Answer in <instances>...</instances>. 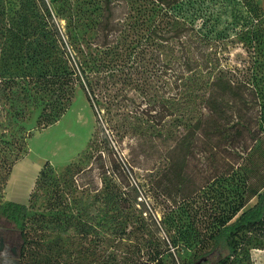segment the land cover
I'll return each instance as SVG.
<instances>
[{"label":"trees","instance_id":"16d2710c","mask_svg":"<svg viewBox=\"0 0 264 264\" xmlns=\"http://www.w3.org/2000/svg\"><path fill=\"white\" fill-rule=\"evenodd\" d=\"M62 2L69 10L54 9L46 0H0V199L6 191L13 168L25 157L20 156L19 151L10 156L6 128L10 119L24 118L27 106L35 102L32 96L38 95L36 100L41 99L39 104H43V98L49 96L42 109L41 125L45 128L54 124L70 105L75 86L79 85L83 90L85 87L89 96H94L90 91L88 73L112 72L122 67L149 29L147 37L153 40L156 49L162 43H171V50L176 53L169 68L173 100L171 109L177 105L175 100H180L182 97L179 96L184 94L178 82L187 77L198 78V72L203 73L200 81L195 79V88L201 90L199 104L202 112L199 117L196 120L193 118L195 121L190 125L183 126L184 130L172 129L169 135L167 130L160 131L162 133L155 135L153 140L167 138L165 144H174L184 133L205 138L213 136L231 144L248 138L256 146H244L242 149H248L253 157L257 146L264 145V9L255 0H137L138 11L132 22L134 30L126 48L118 43L113 46L108 40L112 31H119V41L122 40L127 28H131L127 19L123 24L111 21L107 9L109 2L89 1L86 4L92 8V13L76 8L75 0ZM207 2H213L211 4L218 8L215 13L216 18L218 16L217 27L208 40L198 31L194 32L192 25L185 26L180 21L186 8L193 13L198 12ZM125 6L129 7L127 0ZM226 7L232 20L230 30L218 27L221 10ZM161 12L166 16L163 29L154 25L155 17ZM129 14L127 18L132 17V13ZM60 16L66 20L65 35L57 22ZM83 27L94 36L74 34L75 29ZM230 32L246 57L236 64L231 63L229 58V46L233 47L229 45L233 41L227 42ZM101 49L104 51L99 54ZM212 49L216 58L213 62L210 59ZM131 91L125 92L123 107L132 115L136 113V103L128 99ZM54 94H57V99L52 102L50 99ZM185 96L188 101L191 99L188 93ZM168 115L172 117L171 112ZM178 121L176 118L175 122ZM139 128L142 130L141 126ZM130 134L136 136L130 152L135 151L136 146L140 148L142 143L153 141L152 135L145 131L139 133L133 130ZM100 144L98 151L102 154L106 150L110 164L103 170V187L99 196L105 217L104 229L102 236L96 235L89 241L92 248L89 252L85 251L88 264H144L141 262L144 257L149 264H162L160 256L164 252L173 257L169 246L177 248L192 242H200L201 246L186 264H229L234 257L246 251L249 245L246 236L253 234L256 238L264 239V190L257 192L250 188L254 174L249 183V158L245 157L243 164L237 167H243L246 176L243 174L241 185H233L231 194L225 187L233 184L234 171L230 173V180L224 176L230 175L234 165H228L226 174L214 172L210 176L214 178L213 183L207 184L209 179L204 180L197 199L199 205L193 210L184 209L176 214H167L165 210L166 216H169L167 221L164 218L158 222L153 211L140 209L138 226L126 233L135 218L131 189L127 192L124 190L130 183L126 180L125 168L110 151L108 142ZM134 168L133 164H129L130 171ZM42 174L41 167L36 178ZM178 182L184 183L181 179ZM145 185L148 186L147 183ZM158 188L156 196L163 198L162 202L169 208V187L161 184ZM153 191L152 188L151 193L149 187L144 189L145 203L146 199L153 198ZM249 191L256 194V203L242 210L244 197ZM28 199L24 204L7 201L2 207L3 214L12 220L23 218ZM160 223L166 228L167 239L161 240L157 236L159 228L156 225L160 226ZM91 230L94 231L93 227ZM77 232L85 237L88 234L81 229ZM131 239L135 243L126 245L129 258L122 260V248L125 247L122 241L129 242ZM64 261L54 245H37L27 250L21 247L20 264H64ZM173 264L179 262L176 260Z\"/></svg>","mask_w":264,"mask_h":264},{"label":"rangeland","instance_id":"374dc122","mask_svg":"<svg viewBox=\"0 0 264 264\" xmlns=\"http://www.w3.org/2000/svg\"><path fill=\"white\" fill-rule=\"evenodd\" d=\"M46 1L54 9L69 10L65 6L66 3L63 5V0ZM89 1L91 0H75L74 6L77 5L76 8H80L81 11L92 13V8L86 4ZM100 1L109 2L107 9L113 23L123 24L126 19L130 23L131 28L128 29L126 26L127 30L122 40L119 41L121 36L119 31H112L108 39L111 45L115 46L118 43L120 47L126 48L134 30L132 22L138 11L137 0H127L129 7L125 6L126 0ZM255 2L264 9V0H255ZM211 3L207 2L201 10L194 13L186 8L180 20L185 26L192 25L194 32L198 31L207 40L212 37L218 19L215 14L218 8ZM229 12L228 7L221 10L222 15L218 22L220 29H231L232 20ZM129 13H132L131 18H127ZM161 14L162 12L155 17L154 25L163 29L166 16ZM63 17L60 16L57 22L61 33L65 35L66 20ZM149 32L150 29L145 32L146 35L143 36L141 43L122 67L112 72L90 71L88 81L91 84V94L95 97L89 96L85 87L83 90L76 85L70 105L54 124L45 128L41 125L42 109L48 102L49 96L43 98V104H39L41 99L36 100L38 95H34L31 99L35 102L27 106L24 118H12L6 126L7 138L10 141V156L19 151V155L25 157L13 168L6 191L1 194L0 226L11 227L19 233L21 247L25 250L37 245L38 247L54 245L61 258L65 259L64 264L70 262L88 264L85 251L89 252L92 248V244L89 246V241L96 235L102 236L104 229L102 225L105 217L99 196L103 187V170L110 164L106 150L100 154L98 149L100 143L104 144L106 141L110 151L115 154L114 157L125 168L126 180L130 183V186L124 190L127 192L131 189L135 218L133 225L126 229V233L138 226L140 209L153 211L158 222L164 218L167 221L169 216H166L165 210L167 214H176L177 211L181 212L184 209L193 210L199 205L197 199L201 194L200 188L204 180L209 179L207 184L213 183L214 178L210 176L214 172L226 174L228 165H234L229 172L230 174L234 171L233 184L231 183V187H225L231 194L235 185H241L243 174L245 175L243 167H237L243 164L244 157L249 158L247 163L249 183L252 173L254 174L250 188L257 192L264 190L262 186L264 145L262 144L257 146L258 149L253 157L248 149L247 151L242 149L244 146L247 148L256 146L248 138L243 142L231 144L213 136L205 138L184 133L180 141L174 144H165L167 138L153 140L155 135L162 133L160 131L167 130L168 135L172 129L177 131L180 128L182 131L185 129L182 128L183 126L190 125L199 117L202 112L199 104L201 90L195 88V84L196 80L202 79L203 73L198 72V78L187 77L182 82H178L181 83L180 90L184 94L179 96L182 97L180 100H175L177 105L171 109L173 100L169 68L176 53L172 52L171 43L170 45L162 43L160 48L156 49L153 40L147 37ZM90 33L84 27L74 31L77 36L83 34L94 36V33ZM126 34L128 36L125 38ZM116 35L119 36L116 38ZM228 35L227 42L233 41V44H229L233 45V47L229 46V58L231 63L236 64L246 57L240 44L236 43L234 34L230 32ZM64 39L67 40L65 37ZM97 50L99 51L98 48ZM102 51L104 50L101 49L99 54ZM210 59L211 62L216 59L213 49L210 52ZM129 89L132 91L128 93V99L136 103V113L132 115L123 107L124 95ZM187 93L191 96L189 101L185 96ZM56 96L57 94H54L50 101L57 99ZM170 112L171 118L168 115ZM176 118L179 119L178 122H175ZM136 124L138 126H135ZM170 125L174 128L169 127ZM133 130L139 133L145 131L148 135H152L153 141L142 143L140 148L136 146L135 151L130 152L136 137L135 134H130ZM129 164L135 166L132 171L128 169ZM41 167L43 174L36 178ZM226 175L224 177L230 180L231 174ZM179 179L184 183H179ZM145 183L151 188V193L152 188L155 190L153 198L146 199V203L143 200L144 189L147 188ZM161 184L170 189L167 195L171 198L170 204L167 203L169 208L162 202L163 198L156 196ZM256 197V194H250L249 191L244 197L242 210L252 207L256 203ZM27 199L23 218L12 220L3 214L2 207L7 201L24 204ZM161 225V223L160 226L156 225L159 228L157 236L161 240L167 239L166 228ZM92 227L94 231L91 230ZM79 229L87 232V236L78 233ZM246 237L249 243L246 251L234 257L229 264H264V239L256 238L253 234ZM128 243L134 244L135 240L122 241L125 246L122 248V260L129 258L126 249ZM192 243L177 248L169 246L173 257H170L168 252H164L160 256L162 264H173L176 260L179 264H186L201 246L200 242ZM141 262L149 264L145 257Z\"/></svg>","mask_w":264,"mask_h":264},{"label":"flooded vegetation","instance_id":"af4514ba","mask_svg":"<svg viewBox=\"0 0 264 264\" xmlns=\"http://www.w3.org/2000/svg\"><path fill=\"white\" fill-rule=\"evenodd\" d=\"M20 260V234L11 227L0 226V264H20Z\"/></svg>","mask_w":264,"mask_h":264}]
</instances>
